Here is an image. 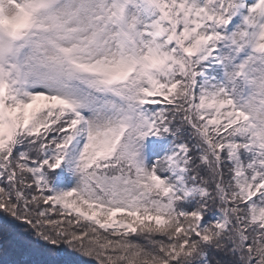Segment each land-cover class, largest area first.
<instances>
[{
    "label": "trees",
    "instance_id": "1",
    "mask_svg": "<svg viewBox=\"0 0 264 264\" xmlns=\"http://www.w3.org/2000/svg\"><path fill=\"white\" fill-rule=\"evenodd\" d=\"M237 24L233 22L229 30L233 41L240 43L241 29ZM217 55L220 63L194 60L186 76L197 73L199 79L212 74L217 77L236 108L252 118L258 142L264 147V106L260 102L264 100V69L259 57L244 49L239 51L231 41L220 43ZM244 62L249 63L250 86L236 79ZM184 77L182 69L176 67L164 72L139 68L135 91L123 103L89 87L72 89L73 101L84 111L97 110L110 102L130 114L128 130L117 149V163L110 169L93 166L71 170L69 164L61 162L66 125L55 129L44 125L36 134L31 127L26 129L20 124L0 149V264H136L137 260L127 262L119 252L112 259L100 255V249L91 254L87 248L93 241L83 240L86 230L99 241L104 239L100 242L104 247L114 250L127 239L133 248L150 255L166 249L160 255L162 264H179L181 258L185 259L183 264L263 263L264 216L259 210L264 206V194L249 195L252 173L248 163L256 162L254 170L264 180V148L248 149L244 143L247 132L237 123L235 114L221 124H213L212 108L194 109L182 90L174 98L141 106V99L146 91L154 90L156 81L172 84ZM202 98L206 101L207 95ZM151 121L159 126L152 141L147 134ZM96 144L91 137L89 148ZM174 150L184 157L183 171L175 174L181 179L171 183L169 178L149 176L150 158L171 155ZM55 181L61 189L75 192L79 203L75 209L55 201ZM193 187L204 190L192 198L187 189ZM189 203L191 207L200 205L188 210ZM94 205L115 211V217L108 212L100 215ZM119 211L191 217L190 224L180 225L177 239L172 242L171 228L155 222L144 226L142 221L117 215ZM208 231L225 244L220 247ZM172 244L179 251L176 258L169 254ZM195 255L196 259H187ZM157 263L153 260L147 264Z\"/></svg>",
    "mask_w": 264,
    "mask_h": 264
},
{
    "label": "rangeland",
    "instance_id": "2",
    "mask_svg": "<svg viewBox=\"0 0 264 264\" xmlns=\"http://www.w3.org/2000/svg\"><path fill=\"white\" fill-rule=\"evenodd\" d=\"M49 1V5L43 6L42 0H0V70L2 71L3 64H11L10 68L18 75L20 83L19 91V87L11 86L9 94L8 88L4 94H1L2 86H7L0 78V119L5 123L4 126L0 123V149L8 142L17 121L21 120L25 127H30L32 124L36 133L44 125H49L54 129L66 125L65 129L70 132L66 135L67 143L63 145L65 148V154L62 156L64 160L71 163L73 167L83 165L86 161L85 153L88 150V137L92 135L100 141V146H104L105 150L100 153V161H106L113 154L112 149L124 130V127H121L119 134L118 132L114 134L117 129L114 122L119 119L121 109H118L116 105H106L101 110L88 111V114L81 115L73 110L70 103L56 97L54 93L62 91L72 94L71 89L81 83L90 85L96 90L99 89V83L110 85L115 82L111 79V70L115 69L114 67L123 69L119 72L118 77V80H123L126 76L125 69L132 66L138 52L142 50L139 34L142 23H144L145 33L149 37V46L145 55L153 67L165 69L174 66L177 69H182L189 59L197 57L199 60L200 52H204L201 56L203 63L216 59L212 43H216L217 37L220 36L212 37L210 35L212 23L204 7L205 0H169L165 6H162L161 0H105L102 4L100 3L102 0ZM98 3L100 4L98 5ZM98 9L107 17L106 23L112 25L118 38L114 46L110 45V54L104 57L100 52L104 45L100 43L102 37L100 31L105 27L104 24L98 26L94 20ZM219 10V20L215 21L214 26L220 25L224 32L225 19L231 17V19L239 20L240 27L244 28L245 47L250 50H264V0H223ZM42 12L45 16L41 21L48 24L45 31L48 34L45 32L39 34L42 30L35 32L37 27L33 22L34 14L39 15ZM15 19L24 25L22 31L25 34L24 40L28 41L27 45L18 44L17 41L12 40L5 45L9 22ZM40 42L48 43L47 50L39 45ZM68 50H73L72 59L66 58ZM63 59H66L65 63ZM73 61L80 65L87 63L92 72L75 66ZM68 66L91 73L92 76L80 74ZM25 69L30 71L32 81L27 80ZM186 69L188 68L183 69L182 72L185 73ZM189 69L191 72V65ZM180 76L178 74V77ZM35 77L38 80L37 84H35ZM195 78V73H192L189 78L185 76L184 80H175L169 86L160 85L156 89L157 96L155 98H174L182 90L181 93L188 95L189 103L194 108L198 109L202 106L212 108L215 115L213 124L225 122L229 119L230 113H235L236 117H240L236 114L235 105L227 96L217 77L207 76L194 80ZM122 85L119 83L113 87ZM181 85L186 87L182 88ZM10 92L12 93L10 94ZM205 94L207 95L206 104L202 98V95ZM116 97L120 99L121 96L116 95ZM21 102L25 103L27 107L22 112H20ZM236 120L246 129L244 143L250 149H254L256 139L252 125L241 117ZM182 162L183 155L178 150L168 156L153 157L148 163V174L156 179L169 178L171 183H175L179 179L175 177V174L183 171ZM249 163V171L252 173L248 182L249 194H264V182L254 173L255 164L251 161ZM207 178L210 179L208 176ZM209 182L214 184L212 180ZM203 190V188H193L188 191L191 193V197L196 198L199 196V191ZM53 192L57 203H63L72 209H75L79 204L77 196L72 191L61 189L57 182H55ZM157 194L162 195L163 191L161 193L157 191ZM193 205L191 207L189 203L186 208L192 210L198 208L200 204ZM87 208L89 209V207ZM97 210L102 211L104 208H97ZM102 214L100 213V215ZM259 214L261 217L264 216V206L259 210ZM113 215H116V212L111 214V216ZM117 215L142 221L144 226L155 222L158 226L169 227L174 230V233L169 236L172 242L177 239L175 234H178L181 229L180 225L190 224L191 217L130 211H119ZM89 231L86 230L88 234L83 240L84 242L93 241V245L87 248L91 254L96 249H100V255L109 256L111 259L116 252H119L121 256L127 258V262L134 260L138 261H135L136 264H139V261H141L140 264H147L153 260L159 262L157 264L163 262L160 255L166 252V249L159 253L154 248L159 254L150 255L133 248L134 244H130L131 240L127 239L121 241V247L117 246L114 250L107 246L104 247L100 243L104 242V239L99 241ZM209 233L215 237L216 243L220 247L225 244L222 238L213 232ZM173 246L174 244H172L169 254L173 253L176 258L177 255L179 256V251H177V247L173 249ZM39 250L49 252L46 247H40ZM196 256L187 259L193 257L196 259ZM120 260L123 261L121 258ZM184 260L183 258L179 259V264H183ZM237 263L238 261H234V264ZM256 264H259V261Z\"/></svg>",
    "mask_w": 264,
    "mask_h": 264
}]
</instances>
